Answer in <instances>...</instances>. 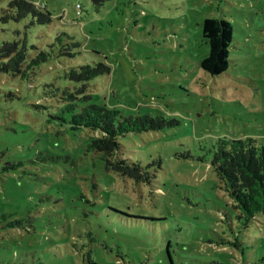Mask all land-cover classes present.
I'll return each mask as SVG.
<instances>
[{"label":"rangeland","instance_id":"374dc122","mask_svg":"<svg viewBox=\"0 0 264 264\" xmlns=\"http://www.w3.org/2000/svg\"><path fill=\"white\" fill-rule=\"evenodd\" d=\"M41 1L51 23L0 20V42L26 34L48 48L66 32L81 46L30 79L0 72V264H172L169 252L174 264H264V214L244 228L210 164L219 137L264 143V0ZM212 14L234 23L222 76L200 67ZM98 61L111 72L89 82L90 101L173 121L120 138L123 156L152 164L151 183L107 170L87 150L98 132L72 129L56 118H69L66 102L43 95L53 85L63 93L66 69Z\"/></svg>","mask_w":264,"mask_h":264},{"label":"trees","instance_id":"16d2710c","mask_svg":"<svg viewBox=\"0 0 264 264\" xmlns=\"http://www.w3.org/2000/svg\"><path fill=\"white\" fill-rule=\"evenodd\" d=\"M96 6L104 0H93ZM80 8L81 5L77 4ZM29 17L26 27L30 25H47L52 21V13L41 0H9L8 8L0 15V20L20 21ZM202 34L209 44V53L200 60V67L212 76H222L228 70L230 63V48L234 35L233 20L226 15H208L202 22ZM55 42L48 48H39L29 44L27 35L21 39L4 40L0 42V72L19 74L22 78L35 75L36 67L47 62L52 57H73L79 54L81 43L73 40L66 32H58ZM31 49V50H29ZM111 72V66L105 61L83 63L66 69L63 79L67 86L61 93V87L53 85L52 89L44 91V96L58 97L66 102L63 110L69 113V118L57 116L70 125L72 129H90L97 135H90L87 150L101 155L105 168L129 177L137 182L151 183L155 173L150 171L152 164L143 165L125 157L123 143L120 138L129 133H141L149 130H160L165 126L174 125L172 120L151 113H136L124 115L115 107L90 101L89 82L98 76ZM38 107L41 103L36 104ZM210 164L216 176L224 183L223 188L234 201L239 210L237 215L242 226L249 223L258 214H264V143L258 138L219 137L210 149ZM184 156H191L186 152ZM198 159L203 160L200 156ZM19 162L3 165L7 170ZM16 224H20L16 221ZM219 244L231 243L238 250L242 242L220 238ZM171 263L173 258L169 252ZM87 264H99L89 259ZM212 264H225L212 262Z\"/></svg>","mask_w":264,"mask_h":264},{"label":"crops","instance_id":"0c3cea01","mask_svg":"<svg viewBox=\"0 0 264 264\" xmlns=\"http://www.w3.org/2000/svg\"><path fill=\"white\" fill-rule=\"evenodd\" d=\"M237 10H239L240 13L243 14L241 9H237ZM223 15H225V14H223ZM226 17H228V16L226 15ZM228 18H229V17H228Z\"/></svg>","mask_w":264,"mask_h":264}]
</instances>
